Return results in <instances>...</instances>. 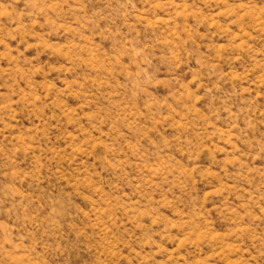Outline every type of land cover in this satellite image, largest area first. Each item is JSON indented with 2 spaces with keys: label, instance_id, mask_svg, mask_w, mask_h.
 <instances>
[{
  "label": "rangeland",
  "instance_id": "374dc122",
  "mask_svg": "<svg viewBox=\"0 0 264 264\" xmlns=\"http://www.w3.org/2000/svg\"><path fill=\"white\" fill-rule=\"evenodd\" d=\"M0 264H264V0H0Z\"/></svg>",
  "mask_w": 264,
  "mask_h": 264
}]
</instances>
